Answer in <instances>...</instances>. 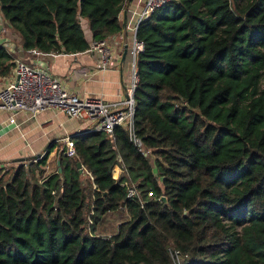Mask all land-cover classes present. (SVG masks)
Listing matches in <instances>:
<instances>
[{
    "label": "trees",
    "instance_id": "16d2710c",
    "mask_svg": "<svg viewBox=\"0 0 264 264\" xmlns=\"http://www.w3.org/2000/svg\"><path fill=\"white\" fill-rule=\"evenodd\" d=\"M126 0H0L23 47L78 54ZM135 131L74 136L77 157L0 167V264H264V0H174L137 31ZM14 67L0 47V77ZM89 177L83 182V173ZM138 184L145 198L126 199ZM168 198L166 205L159 199ZM129 220L98 235L109 213Z\"/></svg>",
    "mask_w": 264,
    "mask_h": 264
},
{
    "label": "crops",
    "instance_id": "0c3cea01",
    "mask_svg": "<svg viewBox=\"0 0 264 264\" xmlns=\"http://www.w3.org/2000/svg\"><path fill=\"white\" fill-rule=\"evenodd\" d=\"M138 0H126L120 15L122 30L109 37L115 60L108 71H98V61L88 49L78 54H44L36 50L28 51L23 47L21 38L14 32L9 40L1 34L0 47L7 52L19 51L23 59L32 68L62 83L63 87L83 99H101L107 104H122L133 84L134 57L131 54L135 34L132 30L136 22L127 27L128 10L136 8ZM141 9V8H140ZM87 39L92 40L88 23L84 22ZM83 67L97 70L90 78L85 79L78 73ZM15 66L6 77H0V87L16 81ZM8 122L14 127L0 133V167L21 159H31L43 154L46 164L36 175L39 180H46L59 170L58 161L66 151V139L90 131L95 123L90 120H76L54 110L41 111L36 115L30 112L10 113L0 111V129ZM20 165V163H14Z\"/></svg>",
    "mask_w": 264,
    "mask_h": 264
},
{
    "label": "built area",
    "instance_id": "2783aa9c",
    "mask_svg": "<svg viewBox=\"0 0 264 264\" xmlns=\"http://www.w3.org/2000/svg\"><path fill=\"white\" fill-rule=\"evenodd\" d=\"M172 1L174 0H138V6L128 10L127 27H130L133 22H136L135 27L132 28L135 39L131 49V54L134 57V73L133 84L129 88L128 96L122 104L110 105L101 99L80 98L76 93L65 89L61 82L32 68L26 63L19 51L11 49L8 54L13 58L17 79L10 85L0 87V111L13 114L30 112L36 115L41 111L54 110L64 113L72 119L90 120L94 122L95 126L88 132H105L111 136H113L117 127H123L128 131L130 141L135 147L146 156L153 157L151 150L146 149L143 140L135 131V90L139 83L137 57L143 51V44L137 40L136 35L138 27L143 21L148 20L154 12ZM0 30L2 31L1 34H4L5 38L9 40L15 32L13 27L4 19L1 8ZM89 44L90 52L98 61L97 70L100 72L110 70L111 64L115 60V55L113 54L109 38L95 41L92 37ZM97 70L83 67L78 70V73L85 79H90ZM66 144L65 155L70 159H75L77 157V150L73 139L67 138ZM45 155L46 152L37 161L32 162H38ZM154 197L155 194L148 192L147 198H145L144 192L139 185L133 184L128 189L126 199L128 201H138L144 207L147 199ZM159 200L161 201V198ZM171 255L175 263L180 264V252L171 249Z\"/></svg>",
    "mask_w": 264,
    "mask_h": 264
},
{
    "label": "rangeland",
    "instance_id": "374dc122",
    "mask_svg": "<svg viewBox=\"0 0 264 264\" xmlns=\"http://www.w3.org/2000/svg\"><path fill=\"white\" fill-rule=\"evenodd\" d=\"M152 159L154 160V157ZM31 162L32 161H28L22 164H26L27 166H29ZM13 166H17V165L11 162L3 167L11 169L13 168ZM82 173H83V182L86 185L88 183L89 177L86 174H84V172ZM128 220H129V215L125 211H122L121 213L120 212L109 213L103 218V222L99 225L98 235H101L103 237H111L117 234L119 225Z\"/></svg>",
    "mask_w": 264,
    "mask_h": 264
},
{
    "label": "water",
    "instance_id": "95a60500",
    "mask_svg": "<svg viewBox=\"0 0 264 264\" xmlns=\"http://www.w3.org/2000/svg\"><path fill=\"white\" fill-rule=\"evenodd\" d=\"M65 53V52H64ZM14 123L12 122H8L7 125L3 126L1 129H0V133H5V132H8L9 130H11L13 127H14ZM42 154H38L37 156L31 158V159H21V160H16L15 162H12L13 164L14 163H26L28 161H37L40 157H41ZM66 156V155H65ZM60 165H61V161H58V166H59V169H60V173L62 172V169L60 168ZM78 168L80 170V172L82 173L83 172V169H82V164L79 163L78 164ZM161 201L168 205L169 204V201H168V198L166 196H162L161 197Z\"/></svg>",
    "mask_w": 264,
    "mask_h": 264
}]
</instances>
